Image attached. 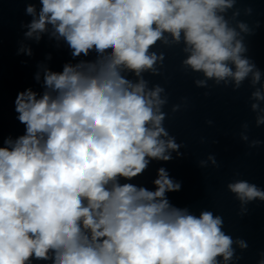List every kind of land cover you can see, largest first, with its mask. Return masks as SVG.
Listing matches in <instances>:
<instances>
[{
  "label": "clouds",
  "instance_id": "9594fccd",
  "mask_svg": "<svg viewBox=\"0 0 264 264\" xmlns=\"http://www.w3.org/2000/svg\"><path fill=\"white\" fill-rule=\"evenodd\" d=\"M233 2L41 0L38 18L27 6L34 17L27 37L39 40L51 25L73 57L94 51L98 58L65 64L62 72L46 69L41 96L27 89L16 97L26 132L0 147V264H31L32 258L52 264H219L217 257H233L234 241L221 230L220 216L203 211L197 217L170 205L166 192L181 184L164 168L155 191L117 180L141 174L150 159L169 161V150L181 147L163 126L164 89L146 90L142 77L158 74L155 65L164 56L149 49L164 33L176 42L183 33L191 52L183 64L217 85L231 78L238 89L249 74L253 84L260 81L254 62L241 55L247 49L238 33L218 15ZM239 28L248 31L243 23ZM253 96L264 101L259 90ZM257 124H264V115ZM228 188L242 203L264 201L255 184L238 181ZM236 243L248 247L242 239Z\"/></svg>",
  "mask_w": 264,
  "mask_h": 264
}]
</instances>
